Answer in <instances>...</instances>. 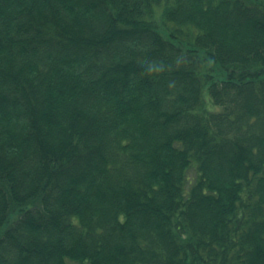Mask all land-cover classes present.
<instances>
[{"label":"trees","instance_id":"obj_1","mask_svg":"<svg viewBox=\"0 0 264 264\" xmlns=\"http://www.w3.org/2000/svg\"><path fill=\"white\" fill-rule=\"evenodd\" d=\"M161 1L0 0V264H264V8Z\"/></svg>","mask_w":264,"mask_h":264},{"label":"bare ground","instance_id":"obj_2","mask_svg":"<svg viewBox=\"0 0 264 264\" xmlns=\"http://www.w3.org/2000/svg\"><path fill=\"white\" fill-rule=\"evenodd\" d=\"M148 4L150 3V0H147ZM194 2L198 5V7H201L202 9L206 7L207 0H194ZM161 4L156 8V11L148 12L147 14L141 16L138 20L143 23L147 30L152 32L155 36L161 38L162 40L166 41V44L169 46L170 50L175 52L176 54H179L180 52L182 54H187L188 50H191L192 47L189 46L188 41L190 42L191 39H193L192 35L185 34L181 30V25L176 24L172 21V18L170 17L169 12L166 9V2L162 0L160 2ZM163 3V4H162ZM258 4L261 6V8H264V0H258ZM139 15V12H136L135 16ZM187 45H185V44ZM135 47H138V43H133V45L130 47L131 50H135ZM130 50V49H129ZM34 196V193L31 195ZM27 206V208L30 210H35L36 203L32 206ZM40 207V204L39 206ZM25 211V210H24ZM22 215V212L14 211V209L9 211L8 220L7 223H5V226H10L11 224L18 223L17 220H20Z\"/></svg>","mask_w":264,"mask_h":264},{"label":"rangeland","instance_id":"obj_3","mask_svg":"<svg viewBox=\"0 0 264 264\" xmlns=\"http://www.w3.org/2000/svg\"><path fill=\"white\" fill-rule=\"evenodd\" d=\"M189 176L191 177V178H195V176H196V172L192 169V170H190V172H189Z\"/></svg>","mask_w":264,"mask_h":264}]
</instances>
